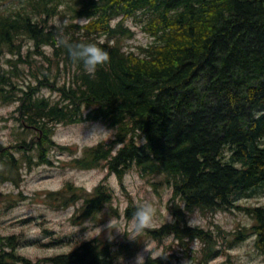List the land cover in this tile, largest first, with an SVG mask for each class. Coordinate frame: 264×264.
Returning <instances> with one entry per match:
<instances>
[{"label": "trees", "instance_id": "16d2710c", "mask_svg": "<svg viewBox=\"0 0 264 264\" xmlns=\"http://www.w3.org/2000/svg\"><path fill=\"white\" fill-rule=\"evenodd\" d=\"M10 1L14 9L0 8V99L18 104L17 121L43 134L32 140L41 163L50 162L57 125L102 123L115 131L114 138L86 148L70 163L80 170L106 168L121 182L135 169L169 186L170 209L179 222L144 228L147 237L163 244L173 236L186 250L185 240H201L203 263L209 264L219 255L211 237L184 230L181 220L198 211L214 216L241 210L256 220L264 254V206L238 204L264 193V0ZM59 14L72 19L67 39L96 42L110 53L94 76L57 46L51 21ZM80 19L88 20L81 26ZM130 19L154 39L138 51L124 46L135 35ZM29 42L35 51L23 54ZM6 53L17 57L6 59L9 67L2 62ZM21 143L27 149V139ZM15 162L10 154L0 156V184L9 180ZM48 197L65 207L83 199V218L100 212L111 194L104 183L91 193L68 184ZM137 208L131 200L127 216ZM18 246L16 236L0 235V264H114L140 248L128 238H96L34 263L17 253ZM172 259L150 255L146 264H174Z\"/></svg>", "mask_w": 264, "mask_h": 264}, {"label": "rangeland", "instance_id": "374dc122", "mask_svg": "<svg viewBox=\"0 0 264 264\" xmlns=\"http://www.w3.org/2000/svg\"><path fill=\"white\" fill-rule=\"evenodd\" d=\"M0 8L7 13L8 10L14 9L15 5L13 1L7 0L0 4ZM57 18L72 21L70 14H59L53 19ZM127 25L133 29L135 35L124 42L126 50L138 51L139 46L153 42V37L144 32L142 23L130 19ZM33 50L35 51V47L31 42L23 46V54ZM34 57L38 55L34 53ZM16 58L6 53L3 65L9 67L6 59ZM65 76L66 73L62 72L60 84ZM43 93L45 96L55 97L50 90H44ZM17 108L18 104L7 105L0 99V156L10 154L16 160L14 165L8 167V170H11L7 175L9 180L0 184V235L16 236L19 239L21 246H18V254L37 263L39 260L69 253L85 241L96 238L104 241H122L128 238L138 242L140 248L137 253H143L146 260L150 255L156 258L164 253H174L177 264H198L193 256H201L204 247L201 241L191 242V250L185 255L186 250L172 236L165 237L163 244H159L157 240L147 237L143 230L134 231L132 216L129 218L126 214L131 200L138 207L148 202L153 205L154 214L152 221L145 228H159L176 221L170 209L172 190L169 186L160 184L159 178L143 176L133 169L121 182L106 168L80 170L70 163L80 158L86 148L109 142L115 136L114 130L99 122L57 125L53 134L54 147L48 153L50 162L41 163L38 144L32 140H40L43 134L33 133L25 128L22 122L17 121ZM24 138L27 139V149L21 143ZM62 146L70 147L72 152L62 151ZM0 168L2 169L1 164ZM103 183L111 198L109 202L103 201L101 211L95 215L91 212L80 218L85 205L83 199L78 200L75 205L69 204L65 207L48 197L50 193L64 190L68 184L91 193ZM238 204L241 207L264 206V193L244 196ZM189 216L190 226L202 227L220 244L222 239L219 232L209 224L210 222L219 225L229 234L224 239L226 246L233 239L249 236L247 243L227 248L223 257L218 258L214 264H264V256L250 246L254 239L251 237V229L255 221L246 212L233 210L205 216L198 211ZM240 232L242 234H239ZM137 253L131 256L121 255L114 264H120L121 257L123 264H132Z\"/></svg>", "mask_w": 264, "mask_h": 264}, {"label": "clouds", "instance_id": "9594fccd", "mask_svg": "<svg viewBox=\"0 0 264 264\" xmlns=\"http://www.w3.org/2000/svg\"><path fill=\"white\" fill-rule=\"evenodd\" d=\"M88 19L78 20L81 26L87 23ZM54 29V39L57 46L63 47L67 51L69 59L79 65H82L84 71L90 76H94L98 67L104 65L110 59V53L107 49L101 47L96 42H73L66 38L65 32L69 24L67 19H53L51 21ZM154 207L151 203L145 202L139 206L131 219L134 231L143 230L152 221ZM94 238V237H92ZM120 264H123V258ZM132 264H146L143 253H137L133 258Z\"/></svg>", "mask_w": 264, "mask_h": 264}, {"label": "flooded vegetation", "instance_id": "af4514ba", "mask_svg": "<svg viewBox=\"0 0 264 264\" xmlns=\"http://www.w3.org/2000/svg\"><path fill=\"white\" fill-rule=\"evenodd\" d=\"M181 221H184V227H183V229L186 230V231H203V232H208L205 229H203L202 227H193V226H190L189 223L186 220H181ZM175 222H179V220H176ZM209 224L211 226H213L216 231H219V229H220L219 225H216L214 222H210ZM221 230H223V229H221ZM212 233H213V231H212ZM252 234L253 235L251 237L254 238L253 239V242H252V245L253 246L252 245H250V246L253 248L254 251H258L260 253V250H259V248L257 246V243H256L257 232L254 230V232L252 231ZM208 235L211 237V240L213 241L214 246L217 247L218 250H219V256L213 260V263H214L218 258L223 257V255L225 254V252H226L227 249L225 250L226 247H225V245H224L223 242H222V244H220V243H218V241L215 238L212 237V235H210L209 233H208ZM248 238H249V236H243V237L241 236L239 238L233 239L232 240L233 244L231 242L228 243L227 244V248H233L234 246L236 247L239 244L247 243ZM237 241H239V242H237ZM187 251H189V250H187ZM229 251H231V250H229ZM171 255L173 256V259L177 258L175 254H171ZM173 263L174 264H177V262L175 260H174Z\"/></svg>", "mask_w": 264, "mask_h": 264}]
</instances>
